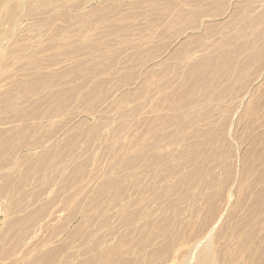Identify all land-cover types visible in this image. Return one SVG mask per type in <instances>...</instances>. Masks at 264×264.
<instances>
[{"label": "rangeland", "instance_id": "rangeland-1", "mask_svg": "<svg viewBox=\"0 0 264 264\" xmlns=\"http://www.w3.org/2000/svg\"><path fill=\"white\" fill-rule=\"evenodd\" d=\"M18 1L19 0H0V61L3 51H9V49L11 51H13V49L16 51L15 48H17L18 45L22 46L25 43H29V46H35L31 44H33V42L34 44H40L45 41L47 44V26L45 30V26L41 25V27H39L40 25L36 23V19L27 18L23 15L22 16L24 18H21V11H11V9L8 8L9 6L16 5ZM211 1L207 4V7L210 9H218L216 7H220L218 9L220 14L217 13L216 16H214L215 18L212 19L210 17V22L204 21L203 28L199 30L198 33L188 32V34H186L187 31H183V26L182 29L179 27V29L175 28V30H179L178 32L173 31L174 28L169 26V22H171L169 20H172V18H170L167 14H165V16L168 17L160 18L158 25L153 27L151 30H147L148 32H146V30L144 31V23L148 18L152 19L155 15L154 10L150 8V0H120L119 4L110 2V4L113 5H111L113 9L111 12L106 14V17H109L108 19L115 18V20H109L113 21V24L115 21L117 22L118 20H122L126 17L134 16L132 23L130 24L128 20L127 23L129 24L126 25L127 27L130 26L127 29L128 35L127 40L125 41L128 43L123 42L124 44H114L113 47L117 50L115 51L116 54H106L107 56L105 55L103 58L86 57L83 55L80 57L78 56V59L76 57L77 60H75V62L78 61V63H76L78 65L76 66H79V68H81V62V65H83L81 70L76 69L67 77H63V79H56L55 82L53 81L55 84L51 83L52 80L47 81V83L50 82L49 84L52 86L55 85L54 89L51 91H67L72 90L73 88L84 90V88H86L85 86H88L92 81L96 82V79L97 81L103 80L105 81V84L107 83L105 85L106 88L104 87L106 95H104L105 92L103 91L104 94L102 93V96L99 94V96L93 100V102L91 101V103L83 102L82 104L81 101L80 103L77 102L78 104L74 102L75 105L71 104V106H68L67 104V107L64 105L62 111H65L64 114L61 113V116L59 117H54V119L52 118L46 122L44 121L45 124H43L45 126L41 123V126L39 125L36 133L33 131V133L30 132L26 136L28 138L24 137L27 141L21 139L24 141L22 142L19 140V143L16 141L17 139H12L13 141H10L8 132L6 134L3 133V131H8L10 127L15 128V125H17V122L15 123V121H17V119H15L17 111L15 110L16 114L14 111H10L14 113L15 117L11 116L12 113L10 112L8 113L10 115H7V117L2 116L3 120L2 118L0 119V134H2L0 136V182L2 183L9 176V179L11 177V180L16 181L15 185L19 183V171L14 169L10 170L12 163L14 164L16 160V162L24 164V176L22 177L24 180L20 182V188L12 191L8 190L10 193L7 192V194H4L5 196H0V251L4 252L0 256V264H24L23 261L26 258L28 259L31 255L35 258L44 250L45 252H50L52 254V257L53 259H56L57 264H62L61 261H64V264H77L78 261L88 255L86 244L88 246L90 240L89 238L87 239L85 235L83 236L85 231L82 226L86 225L84 224L85 218H101L98 214L96 215L97 212L94 206L99 202L97 199L98 197L106 195V193H101L102 184L105 181L124 173L120 164L122 163L124 154L121 151V148L117 150L118 147L121 145L136 147V144L142 138L141 134L143 133V130L147 128L148 119L151 117L154 118L155 115L159 113L153 112L154 105L156 104V99L164 94L165 89L162 86L165 85L164 83L166 79L164 78L165 80H163V78L158 75L161 74L162 69L166 64L170 65L173 68L174 74L168 75L171 78L173 76L176 78L174 80L172 78L174 84L171 81L174 89L176 86L175 83H177L178 79H180L179 75L175 77V72H179L181 69L183 70L185 68L184 66L188 63L185 57H181V55L177 54L179 48L184 42H187L188 44L191 43L193 41L192 38H195V36L198 37L201 33L205 34L202 35V37L199 36L201 37L199 42L193 41L192 44L189 45V48L191 47V50H193H190L189 53L192 55L193 52H196V54L194 53L196 56L194 58L198 59L200 56L209 54L212 56V59H215L221 56V54L225 51H238L239 56L237 55L238 59L236 58V60L239 63L238 65L244 70L241 73L229 72L227 71V68L229 67L228 63H222L218 67L211 66L207 72L205 71L208 75V80L219 79L222 85H224L222 88L227 87L229 84H232V87L228 89L225 88L226 90L223 92H221L220 87H212L213 90H210V92H212L211 94H207V91L205 90H197L196 102L194 101L193 103L192 101V103H190L185 100L180 104L181 106H177L176 113L182 116V121L180 120L174 128L177 130L184 129L186 132H189L192 130L191 126L193 124L203 123L201 120L204 118L200 114V111L202 110L206 113V122H212L214 126L219 127L226 123L225 129L227 130L225 131L224 129L222 133V140L218 143L217 149L227 153V155L224 158H219V160L211 162L213 165L212 168L215 172L213 175L214 179L221 180L222 192L220 193L218 191V187L220 185H214L213 189L215 193L214 199L218 203L217 206L220 207V211L222 209L221 214L224 216L222 218H226V221L221 220L222 223L219 225L220 230L225 232L221 234V231H219L220 236H218L219 233H217V231L215 233L218 235L216 236V234L213 233V238L212 236L211 238L215 241L214 245L217 252L222 255L221 264H230L231 262H235L236 264H258L259 260L251 256L248 244L246 246L241 244V231L251 233V245L253 247H264V218H262L264 215V208L254 206L252 200L249 198L253 192L256 191V188L254 189L253 185L256 187V181L261 179L264 174V153H261V150L264 149V142H259L257 140L261 137L260 135L264 133V37L258 33L259 31L256 33V31L253 32L252 29L251 32H248L251 34L246 33L244 34L245 36H239L240 38L235 35L240 33V29H242L240 26L246 19V16L244 15V17L243 13H241L242 15L237 13L238 8L241 9L245 3H250L251 1V16L255 18L254 16H256V14H258V17L260 16L259 14L264 13V0H216L217 4L214 2L212 3ZM137 3L141 6L139 7ZM96 4L97 3H94L89 6L87 8L89 9L88 11H90V9H92V7ZM115 5L117 6L115 7L116 9L114 8ZM252 17L251 22L254 20ZM161 19H164V21L166 20L167 22H163ZM160 21L161 23L163 22V25ZM111 23L112 22L109 24ZM208 23L217 24L214 25L216 29L213 30L214 32L207 30V26L209 25ZM211 24L209 26H211ZM166 25L167 27L169 26L168 29ZM258 26L263 27L262 32L264 33V25L259 24ZM158 28L159 34L156 33ZM164 28L167 29V31ZM75 29L76 30L74 31L76 32L73 31L75 36H72V38H75V41H72L79 45L82 42V45L83 40H86V34H83V36L85 35L84 37L80 34L81 37H79L78 40V31L82 28L79 29V27H77ZM84 30L85 29L81 30V32L87 31ZM181 30L183 32H181ZM150 31H153L154 33H151ZM43 32L47 35H44L45 33ZM47 32H49V30ZM41 33L43 34L41 35ZM146 33L153 34V38L148 39V41L146 40L147 42L144 41L143 38ZM39 36H45L44 39L43 37L41 38V40L43 39L44 41L42 40L41 42ZM36 39L38 42L35 41ZM86 43H88V41ZM26 44L25 46H28ZM245 45L248 47L243 48ZM99 47H105V45L101 44ZM19 48L17 54L20 55L22 53L21 55H23L25 47H21V49ZM105 49L106 48H101V50ZM19 52L21 53L19 54ZM82 56L86 59H83ZM20 60L21 63H24L23 59ZM18 61L12 62L11 59V61H9L10 63L8 62L9 65H11V68L9 67L7 73H0V97L5 92L4 89H7L8 87H13L14 89L10 88L5 90H13L11 93H14L17 88L16 86L18 83L20 84L21 80V83H28L27 85L31 87L28 89L30 90L28 93L33 94V91L36 89L34 91L35 94L32 96V102L31 98H28L31 97L32 94H29V96L27 95L28 93L26 94L27 100H25L24 97L22 102H27V105L26 103H23L25 107H28L30 103H33L34 97L38 93H41V95L38 97L36 96L35 99L38 98L39 101L45 102L42 101L44 99L47 102V100L51 98V91L49 89L44 90L39 84L38 86L34 82H32L34 85L28 82L29 79L28 77L25 78V74V77H22L28 80H23L20 76L23 75V73L21 74L19 72L20 75H18V71L15 72V68L17 67L16 64L21 65L16 63ZM69 63L74 62L70 60H62L61 62L62 65H69ZM215 63L216 62L213 61L212 64ZM13 66H16L14 68L15 70L13 69L14 71L12 70ZM121 66H123V69ZM9 70H11V72ZM160 70L161 72H159ZM12 72H15L16 77H14L15 75L12 76ZM130 72L135 78L133 80H131L132 78L128 80L131 82L132 86H125L123 84L125 81L121 82V80L118 79V76H122L124 74L131 75ZM231 76H234V78ZM117 80L118 82L120 80V82L118 83ZM79 83H85L86 85L81 86ZM77 84L80 86L77 87ZM38 87L44 91L39 90V92H37ZM246 88L250 92L248 90L247 92ZM173 91H171L173 94H171L172 99L175 97L180 99V92L173 93ZM100 96L102 97L101 100ZM46 102L44 105L48 107ZM139 104H142V107ZM250 105L252 109L249 108ZM135 106H137V108ZM140 108V112L137 113L136 111L138 110L136 109ZM164 110H162V113L166 114L167 110ZM128 112L132 113L129 115ZM125 114L126 116H130V119L127 122L126 117L123 122L122 115ZM5 117L7 118L6 120ZM11 117L14 119H11ZM2 121H4L5 124ZM6 122H8V124H6ZM10 122L15 125L11 126ZM96 126L98 127V130L96 129ZM90 129H95V133L85 135L84 132ZM79 135L80 138L76 141L70 140L72 136L79 137ZM181 135L182 134L180 133L174 135L175 137L173 138V142L177 143L172 145L173 148L172 146H169L176 154L181 153L182 151L179 150L178 152V149L182 150L184 146L185 141ZM7 140L8 142L10 141L9 143L7 142L8 144L5 142ZM33 140L34 142L35 140L37 141L35 142L37 143L35 147L26 149V147L24 148L22 146L21 148L22 144H28L29 141L31 144ZM2 142L4 145H7V149L6 146L4 147L2 145ZM3 149H5V151H3ZM49 152H52L53 157L56 156V158H53L54 162H52V160L50 165L47 164L46 167L43 165L44 168L42 166H40V168L37 163L43 162L45 160V155ZM226 157L231 163H233V174L228 175V172L225 170L224 164ZM183 161L186 162V159L184 158ZM82 164L85 165V170L80 172L78 171V168ZM245 164L247 171L243 172ZM192 167L193 166L190 164L187 166L183 165L181 170H184L183 173L188 174L191 172ZM75 176L80 177L79 183L76 182L77 177ZM73 177H75V181L72 180ZM68 180L71 181V184L65 185L68 183ZM63 182L65 183L62 185L63 187H61ZM242 183L243 185L245 183L243 188H246L243 193L246 192L245 194H248V197L247 195L244 197V194H241L239 186ZM195 192L199 196V199L197 198L196 201L194 200L192 205L191 202H185L182 204L184 211L181 217L184 218L182 220L187 222L200 221L204 219L205 216H210L211 214L210 207L206 204L203 196L204 194L201 189L196 187ZM225 196L229 200L227 203ZM242 197L246 200H244V198L242 199ZM240 199H242V202ZM241 204L242 206H240ZM222 205H224V207H222ZM237 207L243 208H241V210ZM116 208L118 209L117 206L104 205L102 209L103 213L107 214V218H110L111 220H109V223L111 222V225H109L115 226H112V229L114 228L115 230L108 227L112 232H106L104 231L105 229L101 232L103 234L102 240L104 241L103 247L115 244L119 239L120 233L124 230V227L120 224V216L118 215L119 212H116ZM249 210L251 211V218L248 217V212H250ZM258 215L260 216L259 218H257ZM243 216L244 218H242ZM242 221L245 223L243 224ZM240 223L244 226V228L241 226V231L240 228L238 229V225ZM221 225L225 226L221 227ZM250 227L251 230L249 229ZM108 228H106L107 231H109ZM224 228L225 230H222ZM98 232L99 231L96 233ZM23 258L25 259L22 261ZM37 264H43V261L40 260Z\"/></svg>", "mask_w": 264, "mask_h": 264}, {"label": "bare ground", "instance_id": "bare-ground-1", "mask_svg": "<svg viewBox=\"0 0 264 264\" xmlns=\"http://www.w3.org/2000/svg\"><path fill=\"white\" fill-rule=\"evenodd\" d=\"M210 1L211 0H150L149 2L150 8L154 10L155 15L152 19L150 18L147 19V21L143 25L144 28L143 30L144 31L146 30V32H148L147 30H151L153 27L159 24L160 18L170 16L172 20L168 19L169 21H171L169 22L170 23L169 26L174 28L173 31L178 32L179 30L177 31L175 30V28L179 27L182 29L183 26V31H187L186 34H188V32L198 33V31L203 28L204 21H209L210 17L211 19L215 18L214 16H216L217 13L220 14L218 10L220 7H216L218 9H210L207 7V4ZM110 2L111 3L113 2L114 4H119L120 0H19L16 5L9 6L8 8L11 9V11H21L22 12L21 16L23 15L24 17L27 18L29 17L36 19L37 21L36 23L40 25L39 27H41V25L45 26L44 27L45 30L48 27L49 32H47L48 30H46V33L48 35L45 32H43L45 33L44 35H47L46 38L48 37V40H47V44L45 43L46 41L40 44L36 43L37 45L34 44V42L33 44L30 43L31 45H35V46H29V43L28 44L25 43L28 46H25V44H23L24 46L18 45L20 48L17 46V48H15L16 51H14L13 49L14 52L11 51L10 49L9 51L8 50L3 51L0 61L1 62L0 73H5V72L7 73V70L11 66L9 65L10 63L9 61H11V59L12 62L19 60L20 62L18 61L16 63H19L21 65L16 64L17 67L15 66L16 67L15 68L13 66L12 70L15 68L16 69L15 72L18 71L17 72L18 75H20L19 72L21 74L23 73V75L20 76L25 77L24 76L25 74L26 75L25 78L28 77L29 79L28 80L22 77L23 80L24 79L26 81L28 80V82L30 83L34 82L37 85L39 84L40 87H42L44 90L49 89L51 91L52 89H54L55 85L52 86L51 84H49L50 82L47 83L48 80H52L51 83H54L56 79H63V77L64 78L67 77L68 75H70L71 72L75 71L76 69L81 70L83 66L81 65V62H80L81 68H79V66H76L78 65L76 64L78 63V61L75 62V60L78 59V56L80 57L81 55H83L86 57L103 58L106 54L108 55L116 54L115 51L117 50H115L113 46L116 43L117 44L123 43L127 40V35H128L127 29L128 27H130V26L128 27L126 26L127 24H129L127 23V21L129 20L131 24L134 16L126 17L122 20H118L117 22L115 21L113 24V21H109L112 20L113 18L108 19L109 17L108 18L106 17L107 16L106 14L111 12V10L113 9L112 7L113 5L110 4ZM211 2L217 4L216 0H212ZM94 3L97 4L93 6L92 9H90V11H88L89 9L87 8ZM137 5L139 6V3H137ZM115 7L117 6L115 5L114 8ZM237 13L239 14L243 13V16L244 15L246 16V17L244 16L246 19L244 21V19L242 18L244 23L242 24L241 22L242 25L240 27H242V29H240V33L235 35L236 37L245 36L244 34L246 33L251 34L248 33L251 32V29L253 30V32L256 31V33L257 31H259L258 33L264 37V33L262 32L263 27L258 26L259 24L264 25V13L259 14L260 16L258 17H257L258 14H256V16H254L255 18H253L251 16V1L250 3H245L241 9L238 8ZM165 14H167L168 16H165ZM23 16L21 18H24ZM251 17L254 19V20L252 19L254 23L251 22ZM113 20H115V18ZM161 20L165 22L167 19L165 21L164 19ZM110 22L112 23L109 24ZM214 23L213 24L210 23L211 26H209L210 24L208 23L209 24L207 26L208 28L205 26L207 30L213 31L215 29L214 25H217ZM169 26L167 27L166 25L167 29L169 28ZM218 26L216 27L219 28ZM77 27H79V29L82 28L81 30L85 29L84 31L86 30L88 31V32L82 31L83 33L81 32V30L78 31L79 32L77 38L78 40L79 37L83 36L84 33L86 34L85 41L83 40V37L85 35L82 37L83 44L81 45L82 42L81 41H80L81 43L79 42L81 46L76 43L77 45H79L77 46L74 43L75 38H72V36H75V34H73V31L76 30L75 28ZM159 28L157 32L155 31L157 34H159L158 33ZM167 29L165 30L167 31ZM183 31L181 30V32ZM43 33H41V35ZM146 34L145 37H143L144 35L142 36L144 38V41L146 40L148 41V39L153 38L152 36L153 34H149V33L147 35ZM204 34L205 33H201V35L199 36L202 37V35ZM199 36L198 37L195 36V38H192V40L195 42H199L201 38ZM42 37L39 36L40 40ZM35 41H37V39ZM87 41L88 43H86ZM192 42L189 44L187 42L181 44L182 46L179 48V51L177 53L178 55H181V57L182 56L185 57L188 63L184 66L185 68L182 66L184 68L183 70L181 69L182 71L179 70V72L178 71L175 72L176 73L175 77L179 75L180 79H178V82L175 81L177 83H175L176 86L174 89H173L174 86H172L174 84L172 78L173 80L176 78H174V76L171 78L168 75V74L170 75L174 74L173 68L170 65L166 64L167 66L166 65L164 66L162 72L161 70L159 71L161 72V74H159L158 76L163 78V80L166 79L164 83L165 85L162 86L164 87L165 91L162 96L158 97V99L155 98L156 104L154 105L153 112L156 113L159 112V113L156 115L153 114L155 115V117L154 118L151 117L152 119L151 118L148 119L149 121L147 122L148 123L147 128L143 130V133L141 132L142 134L140 133L142 136L141 140L136 144V147L133 146L134 148L132 146L129 147L128 145L127 146L121 145L118 147L117 150L121 148V151L124 154L122 158V163H120L121 168L123 169L122 171L124 173L119 176H115L112 179L105 181L102 184L101 193H106V195H104L103 197H98L97 199L99 200V202L94 206L97 212L96 215L98 214L101 218H85L84 224L86 225L82 227H84L83 230L85 231L83 233V236L85 235L87 239L89 238L90 240V241L88 240L89 243L86 240V242L88 243V246L86 244L87 247L86 250L88 252V255L83 259H81L80 261H78L77 264H117V263L118 264H221L222 255L216 250V247L214 245L215 241L212 240L213 238L212 234L213 233L216 234L215 232L218 231L217 233H219V231H221L219 225L220 223H222L221 220L226 221V218L225 219L222 218L224 217L221 214L222 209L220 211V207L217 206L218 203L214 199V195H215L213 189L214 185H220L218 187V191L220 193L222 192V187H221L222 185H221V180L214 179L213 175L215 172L214 169L212 168L213 165L211 164V162L212 161L214 162L215 160H219V158H224L227 155V153L217 149L218 143L222 140V133L226 127V123H224L222 126L219 127V126H214L212 122H206L207 116L204 110H202L200 111V114L204 118L201 120L203 123L193 124L194 126L193 125L191 126L192 130L189 129L190 130L189 132H186L183 128H182L183 130L181 129L177 130L174 128V126L178 124L180 120L182 121V116L176 113L177 106H181L180 104L185 100L189 101L190 103H192V101L193 103L194 101L196 102L197 90L199 89L205 90L207 91L206 92L207 94H211L212 92H210V90H213L212 87L213 88L220 87L221 92L226 90L225 88L228 89L232 87V84H229L227 87L222 88V86L224 85H222L219 79L208 80V75L205 73V71L207 72L211 66L218 67L222 63H228L229 67L227 68V71L233 73L234 72L241 73L243 72L244 69L238 65L239 63L236 60L238 51H229V50L225 51L224 53L221 54V56L215 59H212V56H210L209 54H205L204 52H202L205 55L202 54L203 56H200L198 59L194 58L196 57L195 56L196 52H193L192 55L191 53H189V51L191 50V47L189 48V45L192 44ZM101 44L105 45V47H101V48H106L105 50H101V48L99 47ZM21 47H25L23 55H21L22 54L21 52H19V54L20 53L21 54L18 55L17 54V52L19 51L18 48L21 49ZM247 47L248 46L246 45L243 46V48H247ZM20 59H23L24 63H21ZM83 59L86 58L83 57ZM62 60L63 61L70 60L73 61L75 64L69 63V65L67 64L62 65L61 64ZM213 61L216 63L212 64ZM121 67L123 69V66ZM9 71L11 72V70ZM15 72H12L13 75L12 74L11 75L14 76ZM14 77H16V75ZM118 77H119L118 79H120L121 82L125 81V83H123L125 86L126 85L132 86L131 82H129L128 80H130L131 78H132L131 80H133L135 78L132 76V73L131 75L124 74ZM231 77L234 78V76ZM171 81L173 82V84ZM81 83H79L81 86L86 85L85 83L84 84ZM27 84L28 83L25 82L21 83L20 80V84L18 83L14 93H11L13 90L6 91L7 89L11 88L8 87L7 89L5 88L6 90L4 89L5 92L0 97V119L2 118V116L7 117V115H10L8 114L10 111H14V113L17 111L16 112L17 114L15 113L17 115L16 116L17 118L15 117L14 113L10 112L12 113L11 116H14L15 119H17V121H15V123L17 122V125L14 124L15 128L13 127L14 128L13 129L10 127L8 131L6 129H5L6 132L3 131V133L5 134L8 132L10 136L9 137L10 141L12 139L13 140L17 139L16 140L17 142L19 140L23 142L24 140H26L24 139V137H26L30 132L33 131L34 133H36L41 123L43 124L44 121L46 122L51 120L52 118L54 119V117H59L61 116V113L64 114L65 111L62 112L64 105L66 106L68 104V106H71V104L75 105L74 102L80 103L81 101L82 104L83 102H88V103H91V101L93 102V100H95L99 96V94L101 95L103 93L104 89L106 88L105 85L107 83L105 84V81L103 80L97 81L96 79V82L92 81L91 83H89L88 86H85L86 88H84V90L82 89L83 91L79 88L76 89L73 88L72 90H67V91L64 90L51 91L52 93L51 98L47 100V102L44 99L42 100L46 102L48 107L44 105L45 102L39 101L38 98L35 99L36 96L37 97L40 96L41 93L40 94L38 93L39 95L36 93L37 95L36 96L34 95L35 97L33 103L32 104L30 103L29 105L30 107L29 106L25 107L24 104L26 103L27 105V102L24 103L22 101L24 100V97L25 100H27L26 94L28 93V91L30 92V90L28 89L31 88ZM80 85H78L77 87H79ZM11 89L14 88L12 87ZM39 90L42 89L38 87L37 92H39ZM247 90L248 89L246 88V91ZM34 91L33 94H35ZM171 91H173V93L180 92L179 93L180 99H177L176 97L172 99ZM29 94L30 93H28L27 95L29 96ZM33 94L31 95V97H28L29 99L31 98V102H32ZM104 95H106V92ZM101 96H100V100L102 98ZM135 107L137 108V106ZM249 108H251V105L249 106ZM164 109L167 110L166 114L162 113V110ZM136 110H138L136 111L138 113L140 112L141 108ZM131 113H129V115ZM122 116H123V122L125 117L127 119L126 122L130 119V116L127 115L129 117L128 118L126 114ZM6 117L5 120L7 119ZM12 118L13 117H11V119ZM4 121L2 122L5 124ZM10 123L12 126L13 125L12 122ZM6 124H8V122H6ZM97 128L98 127L96 126V129ZM226 130L227 129H225V131ZM95 131H96L95 129H90L84 132V134L91 135L95 133ZM178 133L182 134L181 136H183L185 142L182 150L178 149V152L179 150L182 152L176 154L173 152L174 150L172 151L170 149L169 146H172L173 144L177 143V142L175 143L173 142L174 140L173 138L175 137L174 135H177ZM1 135L2 134H0V136ZM260 136L261 137L258 136L259 139L257 138L256 139L259 142H264V133ZM79 138L80 135L79 137L72 136L70 140L76 141ZM8 140L5 142L7 143ZM33 142L30 144L29 141L28 144L27 143L25 145L22 144L21 148L23 146L24 148L26 147V149H31L35 147V145H37V143H35L37 142L36 140L34 143ZM2 145L4 147L6 146V149L8 148L7 145H4V143ZM3 151H5V149H3ZM261 153H264V149L261 150ZM44 158L45 160L43 162L37 163L39 167L40 166L43 167V165L46 167L47 164L50 165V162L53 160V158H56V156L53 157L52 152L51 153L49 152L45 155ZM184 158L186 159L187 163L183 161ZM16 161L14 162V164L12 163L10 170L14 169L16 171H19L18 173L19 183L15 185L16 181L11 180V177L9 179L8 176L2 183L0 182V196L4 195L5 193L7 194L8 190L12 191L20 188L19 184H21L20 182L24 180V178H22L24 176L23 173L24 164ZM52 162H54V160ZM188 164L192 165L193 167L191 172L185 174L183 173L184 170L182 171L181 168L183 165L187 166ZM232 164L233 163H231L226 157L224 166H225V170L228 172V175L233 174L234 168ZM84 170H85V165L82 164L78 168V171L83 172ZM246 171H247V167L245 164L243 168V172ZM75 177H77L76 182L79 183L80 177L78 176ZM75 177L72 178L73 181H75L74 180ZM65 182L61 184V187H63L62 185ZM256 182H257L256 187L255 185H253V188L254 189L256 188V191L255 192L251 191L253 192V194L249 198L252 200L254 206H259L264 208V174L263 177ZM70 184L71 181L68 180V183L65 185H70ZM244 185L243 183L240 184L239 189L241 190V194H244V197H246V195L248 197V194H245L246 192L243 193L244 189H246L243 188ZM196 187H199L203 192L205 202L210 207L211 214L210 216H205L204 219L200 221L187 222L182 220L184 218L181 217L184 211L182 208V204L185 202H191L192 205V202H194V200L196 201V199L199 197L195 192ZM227 197L225 196V198L227 199L226 203L227 201H229ZM244 197H242V199ZM242 199H240L241 202ZM244 200L246 199L244 198ZM104 205L118 207L119 211L116 208L117 209L116 212H119V214L118 213L117 214L120 216L119 218L121 222L120 224L124 227L123 232L120 233L119 235L118 241L115 244H111L107 247H103L104 241L102 240L103 234L101 232H103L104 229H105L104 231L106 232H112L110 230L112 229L113 225L110 226L111 225L110 224L111 222L109 223L110 218H107V214L103 213L102 209ZM240 206H242V204ZM222 207H224V205H222ZM237 208L241 209L243 207L240 208L237 207ZM248 215L246 216L251 218V211L248 212ZM259 217L260 216L258 215L257 218ZM242 218H244V216ZM262 218H264V215L262 216ZM241 223L238 225L239 226L238 229L240 228V231H241V226L244 228L243 224L245 222H243L242 225ZM224 226L221 225V227ZM108 227H111V229H109ZM106 228H108L109 231H107ZM249 229L251 230V227ZM112 230L115 229L113 228ZM222 230H225V228ZM97 231L99 232L96 233ZM224 232L225 231H221L220 233L222 234ZM220 233L219 235L216 234V236L217 235L220 236ZM241 244L243 246H246L248 244L251 256L259 260L258 264H264V247L263 248L253 247L251 245V233L241 231ZM3 253L4 252L0 251V256ZM24 259L25 258H23L22 261ZM40 260L43 261V264H57L56 259H53L52 254L50 252L49 253L45 252V250L42 253H40V255H38L37 257L33 258L31 255V257H29L28 259L26 258L23 262L24 264H37ZM61 262L62 264H64L63 263L64 261ZM230 264H236V263L231 262Z\"/></svg>", "mask_w": 264, "mask_h": 264}]
</instances>
